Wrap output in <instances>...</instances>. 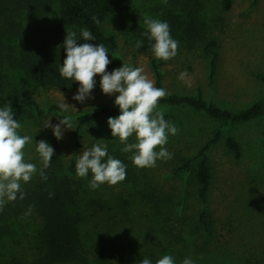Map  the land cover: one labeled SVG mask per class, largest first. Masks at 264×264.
<instances>
[{
	"label": "trees",
	"instance_id": "1",
	"mask_svg": "<svg viewBox=\"0 0 264 264\" xmlns=\"http://www.w3.org/2000/svg\"><path fill=\"white\" fill-rule=\"evenodd\" d=\"M124 2L0 0V107L11 102L13 112L32 109L38 116L58 110L59 107L55 105L48 109L42 108L35 91L38 88L78 91V82L60 75V68L66 59L63 44L67 29L76 32L80 44L103 43L109 51L116 53L117 39L114 34L105 31L102 22L122 9ZM257 2L253 0V3ZM169 3L172 7L167 22L172 38L179 41L178 47L199 51L207 56L210 60V78L214 79L220 57V43L211 34L203 18L205 0H169ZM220 4L223 10L228 11L233 7L234 0H220ZM93 17L100 22L95 23ZM85 28L91 31L95 40H83L81 30ZM133 29L137 32V39L144 42L140 49L150 55L155 85L162 88L161 67L171 59H156L151 48L154 41H149L143 35L147 31L146 27L134 23ZM123 63L116 56L114 65L122 67ZM23 77L32 85L31 88L25 85ZM260 78L264 81L263 76ZM179 108L190 109L204 116L207 121L220 125L196 151L177 156L174 164L172 162L171 172L175 176L188 175L194 180L195 196L199 204L194 218L183 217L184 220H180L182 216L179 213L184 212L185 198L176 201L175 197L166 195L154 180V169L135 166L130 159L132 153L121 151L125 144H119L115 139L106 137L107 134H102L99 144H107L108 154L126 165V179L122 181L127 189L126 194L120 193L118 197L109 198L110 188L107 183L95 190L90 188L91 171L88 176L79 177L75 168L77 157L67 160L62 146L53 143L51 146L55 155L50 166L45 169L47 180H43L39 174L43 168L41 162L35 176L27 183L21 182L25 198L21 200L18 195L16 201L8 202L0 211V238L9 232L11 218L24 215L30 206H34L31 213L39 216L42 223L38 231V256L33 264H114L111 243L103 241L106 230H99L95 236L94 229L96 225L105 229L109 214L114 212V215L119 216L117 224L130 230L122 218L137 207V214L146 219V225L152 227L164 245L170 247L168 251L165 248L149 247L146 249L149 257L154 259L156 255L163 257L167 254L175 257L176 264H182L186 258L184 252H196V248H199L198 239H202L200 251H207L208 241L216 229L209 206L213 183L209 152L222 141L233 156L240 158L242 146L231 129L237 124L263 116L264 98L240 110H232L206 99L201 90L196 95L169 93L160 100L157 110L163 111L165 120L172 122L179 120L180 116L172 109ZM119 114L118 106H103L78 115L74 134L76 143H79L86 126ZM49 193L53 195L50 197ZM92 223L95 224L93 228ZM99 237L103 243L99 242ZM173 248L179 249L182 254L178 255ZM256 264H264V261L258 259Z\"/></svg>",
	"mask_w": 264,
	"mask_h": 264
},
{
	"label": "rangeland",
	"instance_id": "2",
	"mask_svg": "<svg viewBox=\"0 0 264 264\" xmlns=\"http://www.w3.org/2000/svg\"><path fill=\"white\" fill-rule=\"evenodd\" d=\"M171 7L169 0H125L122 9L102 22L105 31L114 34L118 42L116 53L108 50L111 61L108 72L120 67L114 65L117 56L125 64L142 67L144 74L156 82L150 55L136 48L138 39L133 26L135 23L146 27L145 16L167 22ZM203 18L207 21L211 34L220 43V57L214 79L210 78V60L207 56L199 51L178 47V54L161 67L162 88L168 94L196 95L201 90L206 99L214 100L232 110H240L264 98V81L260 78L264 77V0H258L257 3H253V0H234L233 7L228 11L222 9L220 0H205ZM185 70L187 77L184 80L178 79L179 74ZM95 80L96 86L91 93L94 98H87L84 103L73 99L77 92L45 88L35 91L42 108L48 109L54 105L59 107L61 103H68L67 112L60 108L40 116L32 109L13 112L14 119L22 125L18 130L19 134L32 138L24 148L26 162L34 163L38 169L42 160L36 151V142L40 140H45L50 145L55 143L62 146L67 160L73 156L78 158L84 149H91L100 143L102 134H107L106 137L122 144L118 137H112L108 119L86 126L79 143H76L74 134L78 115L98 107H117L115 95L103 93L100 87L101 76L97 75ZM23 81L27 87H32L24 77ZM172 111L178 113V119L183 122L172 121L179 128L177 135H169L165 145L172 158L158 159L155 167L146 169L155 170L152 173L154 180L166 195L175 197L176 201L185 198L184 212H175L182 216L180 220H184L183 217L194 218L199 208L195 184L188 175L175 176L171 172L172 162L174 164L177 156L196 151L220 125L207 121L201 114H195L187 108ZM64 116L71 117L72 129L63 126V138L58 140L52 129L44 126L49 120L55 125ZM231 133L240 141L242 155L240 158L233 156L222 141L209 152L213 175L209 206L216 229L214 236L206 244L207 251H200L202 239H198L197 244L200 246L196 248V252H184L185 257H190L195 264H256L258 259L264 261V115L233 126ZM134 142L135 135L128 140V143ZM107 185L111 199L118 197L120 193L126 194L123 182ZM137 209L135 207L122 218L130 230L117 224L119 216L114 215V212L109 214L105 229L98 225L94 229L95 236L99 230H106L103 241L111 243L114 264H139L143 258L156 264L162 256L156 255L153 259L147 255L146 249L152 246L165 248L167 251L170 249L156 236L152 227L146 225V219L137 214ZM176 220L179 221L177 218ZM41 223L40 217L34 213L11 218L9 232L0 238V264H33L38 256V231ZM94 225L91 224L92 228ZM99 238V242L103 243ZM173 251L178 255L182 254L177 248H173ZM173 259L176 264L174 256Z\"/></svg>",
	"mask_w": 264,
	"mask_h": 264
},
{
	"label": "clouds",
	"instance_id": "3",
	"mask_svg": "<svg viewBox=\"0 0 264 264\" xmlns=\"http://www.w3.org/2000/svg\"><path fill=\"white\" fill-rule=\"evenodd\" d=\"M166 2V0H165ZM95 23L100 21L93 17ZM144 24L147 31L143 35L154 41L151 45L157 60L168 61L178 54L179 41L172 38L170 25L166 21L145 16ZM81 36L85 41H93L95 37L87 28L81 30ZM143 41L136 42V48L143 47ZM66 49V59L60 68V75L66 79L78 82L80 87L74 100L84 103L91 96L96 86L95 77L101 76L100 87L105 95H115V105L119 107L120 114L108 118V126L112 137H118L125 147L124 153H132L130 159L139 168H151L156 166L158 159L168 160L172 154L165 145L169 135H177L179 128L172 122L165 120L163 111H158V105L162 98L168 95L164 88H159L154 81L144 74L142 67H133L123 63L122 67L111 72L107 71L111 63L109 51L103 43L98 45L91 43H78L76 32L67 29V35L63 44ZM187 71L181 72L178 79L184 80ZM118 94V95H116ZM59 108L67 112L68 103H61ZM59 123L53 125L49 120L44 127L51 128L55 137L60 140L66 126L72 129L71 117L64 116ZM21 123L14 119L11 102L0 107V211L8 202H14L25 198L21 182H29L37 172L34 163L25 161L24 148L32 138L28 135H20L18 130ZM135 135L136 142L128 143L130 137ZM159 148V151L157 149ZM43 168L39 174L43 180H47L45 169L50 166L55 155L54 148L45 140L36 142ZM106 158V159H105ZM76 174L86 177L89 171L92 173L90 188H99L102 184L116 185L126 179V165L121 160L108 154L107 144H95L91 149H84L78 156L75 164ZM53 194L49 193L51 197ZM30 206L25 215H30ZM139 264H152L148 258H143ZM156 264H174L171 255H164L156 261ZM182 264H195L186 257Z\"/></svg>",
	"mask_w": 264,
	"mask_h": 264
}]
</instances>
